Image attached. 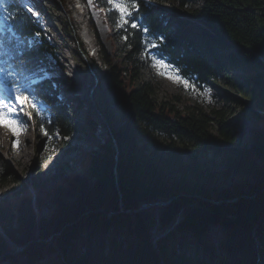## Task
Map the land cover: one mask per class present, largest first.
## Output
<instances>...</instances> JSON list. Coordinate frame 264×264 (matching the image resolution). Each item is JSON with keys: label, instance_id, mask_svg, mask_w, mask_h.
<instances>
[{"label": "trees", "instance_id": "trees-1", "mask_svg": "<svg viewBox=\"0 0 264 264\" xmlns=\"http://www.w3.org/2000/svg\"><path fill=\"white\" fill-rule=\"evenodd\" d=\"M136 2L141 27L117 29L118 13L105 0H92L118 45L111 55L100 49L107 75L97 70L120 108L117 127L84 154L85 176L70 173L48 187L37 178L16 180L11 196L0 200V264H264V0ZM13 23L34 61L26 75L43 80V119L33 111L34 125L43 123L71 152L69 138L82 126L58 97L65 82L53 74L55 46L18 0L0 6L5 38ZM153 40L158 47L151 54L196 87L226 80L239 96L207 109L160 94L145 48ZM240 67L244 75L233 78ZM237 107L257 122L243 147L231 121ZM85 123L96 130L88 114ZM203 153L222 158L224 178L241 179L210 187L214 172L202 163ZM45 204L48 215L41 213Z\"/></svg>", "mask_w": 264, "mask_h": 264}, {"label": "rangeland", "instance_id": "rangeland-1", "mask_svg": "<svg viewBox=\"0 0 264 264\" xmlns=\"http://www.w3.org/2000/svg\"><path fill=\"white\" fill-rule=\"evenodd\" d=\"M153 1V0H146ZM26 10L33 7L38 15H33L44 31L46 39L55 46L57 63L54 64L53 74L60 76L65 84L60 88L58 97L70 109L72 119L80 124V131L73 132L69 138L73 151H66V145L59 137L51 140L43 135L41 127L34 125L33 118L26 119V130L19 135V144L14 151L13 141L16 139L11 133L0 127V200L11 196L13 187L18 185L17 179L24 182L29 177L37 178L44 186H52L56 181L70 173L85 176L81 161L86 152L96 148L98 142L106 139L116 128L121 117L120 108L113 101L110 90L103 78L97 74L107 75V67L102 60L100 49L110 55L116 45L113 30L104 18V10L90 7L88 0H19ZM199 4L196 2L195 5ZM164 7L170 8L169 4ZM28 12V11H27ZM89 20L93 22L91 26ZM98 36V37H97ZM223 49L220 50L222 52ZM150 69L159 83V92L163 91L179 94L190 102H199L205 108L221 106L228 96H239L226 80L210 82L204 88L196 87L190 80L185 88L177 80L160 74L156 68ZM61 68L57 69L56 65ZM70 65L76 67L70 69ZM245 67L232 70V77L243 76ZM173 74L179 72L172 67ZM181 76V75H180ZM184 78V77H183ZM186 79V78H185ZM210 89L207 95H202L204 89ZM195 89V90H194ZM231 121L236 123V144L246 146L252 142V131L257 127L255 118L248 112L237 107ZM95 123L96 130L92 131L85 123V116ZM157 144L162 147L165 138L157 136ZM202 163L214 172L213 179L208 183L210 187L222 188L241 179L240 175H232L228 179L221 175L224 169L222 158L212 153L200 154ZM5 176L7 182L3 183ZM31 189V186H29ZM51 212L49 204H45L41 213Z\"/></svg>", "mask_w": 264, "mask_h": 264}, {"label": "snow or ice", "instance_id": "snow-or-ice-1", "mask_svg": "<svg viewBox=\"0 0 264 264\" xmlns=\"http://www.w3.org/2000/svg\"><path fill=\"white\" fill-rule=\"evenodd\" d=\"M13 2V0H0V6ZM110 6V9L118 13L116 20L117 29L124 28L129 25L132 29L141 27L134 18V11L139 12L140 6L136 0L128 3L127 0H105ZM146 2V0H145ZM89 6H92V0H88ZM28 12L33 15H38L33 7L27 8ZM8 19V17H5ZM131 19V22H130ZM20 30L18 24L13 23L10 28V35L5 38L4 33L0 30V127L7 129L16 139L13 141L12 149L15 151L19 144V135L26 130V120L21 121L20 117L31 119L33 111L37 116H41V107L38 103V97L43 94V80H34L26 73L33 72L30 67L34 63L31 53L23 50L15 35ZM144 33H149L148 27H142ZM39 36V33L35 34ZM127 39V36L124 37ZM158 44L153 41H145L147 54L151 59L152 67L157 71L166 75L168 78L177 80L184 85L185 88L190 85L189 79H185L178 74H173L172 63L166 61L163 57H158L156 54H151V49L157 48ZM195 90V89H194ZM210 89H204L202 95H207ZM41 119L43 117L41 116ZM41 130L45 137L52 139L49 131L41 124ZM58 135V133H57ZM67 139V137H64Z\"/></svg>", "mask_w": 264, "mask_h": 264}, {"label": "water", "instance_id": "water-1", "mask_svg": "<svg viewBox=\"0 0 264 264\" xmlns=\"http://www.w3.org/2000/svg\"><path fill=\"white\" fill-rule=\"evenodd\" d=\"M113 142L115 143V141H114V139H113ZM117 145H116V143H115V147H116ZM29 184V183H28ZM32 188V187H31ZM32 190V189H31ZM235 198H232V199H227L226 201H231V200H234ZM211 201L212 202H214V203H220L222 200H219V201H216V200H214V199H211ZM159 203H161V204H164V203H167V202H165V201H159ZM148 205H150V204H143V205H141V208H143V207H146V206H148ZM110 214V213H109Z\"/></svg>", "mask_w": 264, "mask_h": 264}, {"label": "bare ground", "instance_id": "bare-ground-1", "mask_svg": "<svg viewBox=\"0 0 264 264\" xmlns=\"http://www.w3.org/2000/svg\"><path fill=\"white\" fill-rule=\"evenodd\" d=\"M70 69H72V70H75V69H76V67H73V66H71V65H70Z\"/></svg>", "mask_w": 264, "mask_h": 264}]
</instances>
